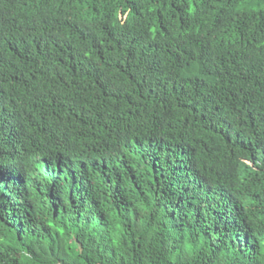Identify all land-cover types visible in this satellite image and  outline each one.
<instances>
[{
  "label": "trees",
  "instance_id": "16d2710c",
  "mask_svg": "<svg viewBox=\"0 0 264 264\" xmlns=\"http://www.w3.org/2000/svg\"><path fill=\"white\" fill-rule=\"evenodd\" d=\"M0 264H264V0H0Z\"/></svg>",
  "mask_w": 264,
  "mask_h": 264
}]
</instances>
